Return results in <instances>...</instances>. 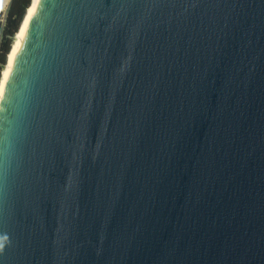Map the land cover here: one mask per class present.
Returning a JSON list of instances; mask_svg holds the SVG:
<instances>
[{
  "label": "water",
  "instance_id": "water-1",
  "mask_svg": "<svg viewBox=\"0 0 264 264\" xmlns=\"http://www.w3.org/2000/svg\"><path fill=\"white\" fill-rule=\"evenodd\" d=\"M0 264H264V0H41L0 101Z\"/></svg>",
  "mask_w": 264,
  "mask_h": 264
},
{
  "label": "trees",
  "instance_id": "trees-1",
  "mask_svg": "<svg viewBox=\"0 0 264 264\" xmlns=\"http://www.w3.org/2000/svg\"><path fill=\"white\" fill-rule=\"evenodd\" d=\"M31 2L32 0H12L6 13L5 25L3 28L0 27V79L1 73L7 63V57L11 52L15 36L20 29Z\"/></svg>",
  "mask_w": 264,
  "mask_h": 264
},
{
  "label": "bare ground",
  "instance_id": "bare-ground-1",
  "mask_svg": "<svg viewBox=\"0 0 264 264\" xmlns=\"http://www.w3.org/2000/svg\"><path fill=\"white\" fill-rule=\"evenodd\" d=\"M40 1L41 0H33L32 1V4L30 5V7L28 8V10L26 12V15H25V18L23 20V23H22L17 35L15 36V40L13 42V45H12V48H11V52L8 55L7 63H6L5 68L3 69L2 76H1L0 101H1V98H2V95H3V91H4V88H5V85H6V82H7V79H8L12 64H13L14 59L16 57V54L18 52L19 46H20L21 41L23 39V36H24V34L26 32L28 24H29L31 18L33 17V15H34V13H35Z\"/></svg>",
  "mask_w": 264,
  "mask_h": 264
},
{
  "label": "crops",
  "instance_id": "crops-1",
  "mask_svg": "<svg viewBox=\"0 0 264 264\" xmlns=\"http://www.w3.org/2000/svg\"><path fill=\"white\" fill-rule=\"evenodd\" d=\"M12 0H0V15H6Z\"/></svg>",
  "mask_w": 264,
  "mask_h": 264
},
{
  "label": "built area",
  "instance_id": "built-area-1",
  "mask_svg": "<svg viewBox=\"0 0 264 264\" xmlns=\"http://www.w3.org/2000/svg\"><path fill=\"white\" fill-rule=\"evenodd\" d=\"M6 22V15L0 16V27L3 28ZM0 42H1V34H0Z\"/></svg>",
  "mask_w": 264,
  "mask_h": 264
}]
</instances>
